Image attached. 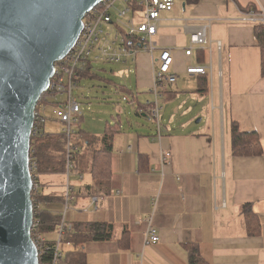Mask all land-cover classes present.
Here are the masks:
<instances>
[{
	"label": "crops",
	"instance_id": "0c3cea01",
	"mask_svg": "<svg viewBox=\"0 0 264 264\" xmlns=\"http://www.w3.org/2000/svg\"><path fill=\"white\" fill-rule=\"evenodd\" d=\"M252 3L264 10V0H200L196 4L175 0L171 11L162 12L154 56L158 57L162 48L171 49L175 59L172 71L177 76L168 86L173 93H168L167 99H176L179 92L191 89L195 99L200 96L203 102L206 96L194 92L199 75L187 74L186 68L206 65L216 54L218 71L223 74L218 93L222 111L215 109L206 127H193L191 122L187 124L190 128L182 131H169L165 126L167 130L159 131L157 139L125 131L116 137L112 178L100 194L104 197L100 208L90 206L91 197L78 195L69 209L71 222L114 225L112 239L86 243L87 264H188L186 242H197L210 264H264V154L234 156L230 143V125L235 120L241 131H258L264 146L261 52L254 23L240 20ZM209 18L216 19L208 30L212 51L204 50L205 61L199 63L200 50L190 57L184 50L190 45L191 33L207 24ZM216 42L221 43V58ZM182 77L184 87L178 89L176 84ZM227 121L228 140L224 131ZM139 154L148 156L149 169L139 168ZM56 177L43 179L45 192L63 195L65 179ZM91 182L89 171L71 178L75 193ZM245 203H252L260 218L259 236L247 233L240 209ZM45 205L58 209L56 203ZM151 217L160 240L146 245L147 218ZM125 229L130 231V246L121 249L118 239Z\"/></svg>",
	"mask_w": 264,
	"mask_h": 264
},
{
	"label": "water",
	"instance_id": "95a60500",
	"mask_svg": "<svg viewBox=\"0 0 264 264\" xmlns=\"http://www.w3.org/2000/svg\"><path fill=\"white\" fill-rule=\"evenodd\" d=\"M101 0H0V264H40L32 236L35 110Z\"/></svg>",
	"mask_w": 264,
	"mask_h": 264
},
{
	"label": "built area",
	"instance_id": "2783aa9c",
	"mask_svg": "<svg viewBox=\"0 0 264 264\" xmlns=\"http://www.w3.org/2000/svg\"><path fill=\"white\" fill-rule=\"evenodd\" d=\"M175 0H101L98 5L84 18L83 29L69 53L56 63L54 76L51 79L50 87L46 93L45 101L41 96L36 110L32 134L45 132V124L48 122L47 110H51L52 118L67 125L65 134L68 137V161L66 165L64 198L65 208L59 219L54 238L39 234L34 238L40 255L49 253L51 259L43 260L42 264H57L65 252V239L72 230V222L67 221V213L70 204L75 199L74 187L71 184L72 161L70 159V145L72 143L71 134L73 133L72 124L77 121V116L81 114V103L74 96L79 74L86 69H93L98 63L126 62L129 58L135 60L139 52H148L153 56V88L155 96L151 105L147 108L151 117L157 120L161 126L160 111L162 107L159 99L162 96L160 89L165 83L173 84L177 80L176 73L172 71L174 64V54L169 48L160 49L158 57L154 53L158 49L155 37L162 21V12L171 11L174 8ZM211 18L204 26H199L191 33L190 45L185 48L186 56H192L197 50L212 51V41L208 39V30L212 23ZM240 20L245 22L264 23V10L256 9L243 12ZM219 58L221 55V43L216 42ZM221 66V60H220ZM186 73L198 75L207 73L212 79L214 66L212 57L206 65L191 64L187 66ZM220 85L222 83V71H218ZM63 96L59 100L58 96ZM51 107L49 100H52ZM169 155L168 153H166ZM166 159V157H163ZM37 163L30 160L31 172L36 171ZM33 175V174H32ZM39 184L33 179V189L37 191ZM90 206L98 210L103 196L94 195L91 198ZM147 229L145 233V244H153L160 240L159 231L152 223V217L147 218ZM38 221L32 224L34 233L38 229ZM41 264V263H40Z\"/></svg>",
	"mask_w": 264,
	"mask_h": 264
},
{
	"label": "trees",
	"instance_id": "16d2710c",
	"mask_svg": "<svg viewBox=\"0 0 264 264\" xmlns=\"http://www.w3.org/2000/svg\"><path fill=\"white\" fill-rule=\"evenodd\" d=\"M200 0H185L188 4H196ZM252 3L244 11L256 10ZM254 36L261 52V76L264 78V23H254ZM198 62L204 63V50L198 51ZM97 76L91 69H86L79 74L77 81L85 76ZM197 88L194 92L208 96L211 92V81L207 73L198 74ZM106 79V78H104ZM110 81V79H106ZM169 83L163 84L160 89L162 95L173 93L169 90ZM121 91L129 92L125 86H119ZM168 88V89H167ZM48 93H44L42 101ZM153 100L145 103L138 102L137 112H145L151 116L147 108ZM78 120V118H77ZM122 122L120 119L107 120L101 136L93 134L82 128L73 131L71 140L76 138L75 143L70 145V159L72 161V171L75 176H79L89 169L92 182L77 191L74 196L82 195L92 197L103 193L112 178V160L114 151V141L116 137L123 133ZM231 152L234 156H260L264 154V146L258 131H241L239 124L233 120L230 125ZM30 160L37 163L36 181L40 189L37 193L32 190V198L35 206L33 224L38 221V231L42 235H51L55 232L56 225L62 216L58 209L47 208L45 204L56 203L64 205L65 198L62 194L46 193L45 182L43 179L50 175H64L68 161V137L65 133H40L31 136ZM138 165L141 170L149 169L148 156L139 154ZM39 198V199H38ZM42 201V202H41ZM41 202V204H39ZM241 213L245 217L247 233L250 236H259L262 233L260 218L254 210L252 203H245L240 206ZM35 219V220H34ZM72 230L65 239V245L71 248L66 249L64 255L57 264H87V253L85 245L90 241H105L114 237V225L107 222L83 221L72 222ZM32 230V236H33ZM34 239V236H33ZM121 249H128L130 246V231L125 229L118 239ZM187 252L188 264H210L202 255L200 245L197 242H186L184 244ZM48 252L40 255V263L43 260H50Z\"/></svg>",
	"mask_w": 264,
	"mask_h": 264
},
{
	"label": "rangeland",
	"instance_id": "374dc122",
	"mask_svg": "<svg viewBox=\"0 0 264 264\" xmlns=\"http://www.w3.org/2000/svg\"><path fill=\"white\" fill-rule=\"evenodd\" d=\"M178 1L179 0H177V2ZM146 54L149 53L144 51L139 52L136 54L134 61L132 60L133 58H129L125 63H98L92 69V72L97 74L98 77H91L89 75L80 78L76 82L74 96H76L81 103V114L77 116L78 120L73 122L71 126L73 131L82 128L101 136L107 120L113 121L120 119L125 132H141V134L145 135V139H157L159 131L167 130V128H164L165 126L168 127L169 131L189 129L190 127H188L187 124L191 122L193 127H206L207 121L209 122L213 119L212 112L215 109H217L218 112L220 110L222 111L220 106L221 101L218 98V57L215 54L213 57V77L212 79L209 77L210 81L213 80L211 82V92H213V95L206 96L203 102H200V96H197L195 99L193 90L191 89L186 90L184 94L179 92L176 99H167V94L162 95L159 99V104L162 107L160 111V127L157 120L153 117L144 116L143 112H137L136 106L138 102L145 103L147 100H154L155 98L152 92L153 78L152 64L149 60L150 54L149 56ZM145 60L148 61L147 64H145ZM104 78L110 79V81ZM183 82L184 78L182 77L180 83L177 82L176 87L178 89L183 88ZM118 85L125 86L130 91H121ZM57 98L62 100L63 96L59 95ZM53 100L54 99L49 100L50 107ZM183 108H186V111H184ZM46 112L48 122L45 124V131L56 134L65 133L67 125L53 119L51 110L48 109ZM224 131L228 140V121ZM75 142L76 138L73 137L72 143ZM88 170L89 169H86V174ZM34 173H37V168L36 171H32L33 179L35 180L36 176ZM74 177L75 174L72 171L71 178L73 179ZM60 178L64 180L65 176L57 175L56 179L60 180ZM38 189H40V187ZM35 192L37 193V191ZM41 202H39V204H41ZM72 206L73 204H71L70 210ZM64 208L65 205H58V210L62 213ZM70 210L67 213V221H70ZM39 234L37 229L35 233L33 232L34 238Z\"/></svg>",
	"mask_w": 264,
	"mask_h": 264
},
{
	"label": "bare ground",
	"instance_id": "6f19581e",
	"mask_svg": "<svg viewBox=\"0 0 264 264\" xmlns=\"http://www.w3.org/2000/svg\"><path fill=\"white\" fill-rule=\"evenodd\" d=\"M95 7H96V6H95ZM95 7H94V8H95ZM92 9H93V8H92ZM92 9H91V10H92ZM91 10H90V11H91ZM90 11H89V12H90ZM211 19H212V18H211ZM217 19H219V18H217ZM213 20H216V19H213ZM213 20H212V21H213ZM205 25H206V24H205ZM203 26H204V25H203ZM155 41H156V40H155ZM156 42H157V41H156Z\"/></svg>",
	"mask_w": 264,
	"mask_h": 264
}]
</instances>
